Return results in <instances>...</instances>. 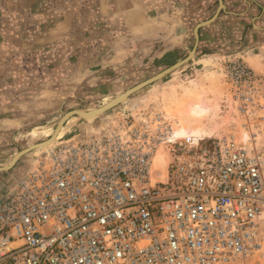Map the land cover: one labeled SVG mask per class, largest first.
I'll list each match as a JSON object with an SVG mask.
<instances>
[{"label":"built area","instance_id":"obj_1","mask_svg":"<svg viewBox=\"0 0 264 264\" xmlns=\"http://www.w3.org/2000/svg\"><path fill=\"white\" fill-rule=\"evenodd\" d=\"M229 69L237 100L261 98ZM172 133L161 107H121L36 155L0 201V264H261L264 146Z\"/></svg>","mask_w":264,"mask_h":264},{"label":"crops","instance_id":"obj_2","mask_svg":"<svg viewBox=\"0 0 264 264\" xmlns=\"http://www.w3.org/2000/svg\"><path fill=\"white\" fill-rule=\"evenodd\" d=\"M193 49L203 66L224 56L262 67L264 0H0V201L32 163L17 154L52 135L34 129ZM195 95L206 107L184 98ZM67 102L77 106L64 113Z\"/></svg>","mask_w":264,"mask_h":264},{"label":"rangeland","instance_id":"obj_3","mask_svg":"<svg viewBox=\"0 0 264 264\" xmlns=\"http://www.w3.org/2000/svg\"><path fill=\"white\" fill-rule=\"evenodd\" d=\"M181 58L184 59L185 57ZM191 60L192 59L176 71L166 75L161 80L136 92L130 96L127 102L120 103L117 107L111 109L105 114L93 119H85L82 121L77 116L70 117L66 120L64 125L60 126L58 129L55 137L56 141L54 142L53 140L52 145L54 144L53 146H55L82 132H89L91 128L98 126L106 117L115 114V112L121 107L143 110L158 109L161 107L165 111V108L169 106L171 107L178 100H181L184 97H190L194 93H198L203 104L208 108L207 109L203 106L206 109V113L207 111L208 113H205L201 120V126L209 132L207 136H221L231 133L235 135L239 142H242L241 133H246L247 139L253 137V139H255L254 143H256L258 147L264 146V85L262 87L261 98L249 102L245 100L239 101L235 97L237 88H235L229 76V67L233 62L247 64L255 74L262 77H264V65L257 68L253 65H249L242 58L228 60V58H225L224 56L210 59L209 64H205L204 66L193 63ZM163 70L165 69H160V71L149 70L144 72H134V74L129 77L130 79L127 84L121 86L115 94L120 95L127 89L153 77ZM249 89L250 88L248 87H244L243 92L247 93ZM115 94L112 95L113 98L115 97ZM145 94H150V97H148L147 100L143 98ZM109 101L105 100V98H100L94 103L100 107L103 104H107ZM68 103L69 105H66L64 113L77 106L76 103L67 102V104ZM85 105H90V102L83 101L79 106L83 107ZM241 106L246 108L248 112L250 111L251 114H242L240 112ZM58 119L57 116L55 120H51L49 122V127L44 126L43 128L34 129L30 136L33 138H40L41 136L42 140L45 139L46 136L52 134V131L55 128L54 125L57 123ZM85 125L87 126L86 128L84 127ZM41 152L42 150L40 151L37 148L36 150L31 151V161H33L36 155ZM155 163L157 167L163 166L162 157L158 156L155 159ZM254 263L255 262H252L251 264ZM261 264H264V257L261 260Z\"/></svg>","mask_w":264,"mask_h":264},{"label":"bare ground","instance_id":"obj_4","mask_svg":"<svg viewBox=\"0 0 264 264\" xmlns=\"http://www.w3.org/2000/svg\"><path fill=\"white\" fill-rule=\"evenodd\" d=\"M125 102H127V100L122 101V103ZM93 109L79 110V114L83 115V118H78L81 121L85 119L95 118L96 114L94 115ZM164 112L165 117L172 122V134L173 138L175 139L181 140L186 136H192L195 140H197L203 137H207V135L209 134V132L201 126V120L206 113V109L202 106L201 101L199 100V97L197 95L193 98H183L181 100H178L171 107L169 106L165 108ZM54 138L49 142L38 146L37 149L43 151L51 148L54 145H52L53 140L54 142L56 141V138ZM241 140H247L246 133H241Z\"/></svg>","mask_w":264,"mask_h":264},{"label":"water","instance_id":"obj_5","mask_svg":"<svg viewBox=\"0 0 264 264\" xmlns=\"http://www.w3.org/2000/svg\"><path fill=\"white\" fill-rule=\"evenodd\" d=\"M194 54H195V50H191L189 52V54L182 60H179L178 62H176L175 64H173L172 66H170L169 68H166L165 70L161 71L160 73L154 75L153 77L143 81V82H140L139 84L127 89L125 92H123L122 94L114 97L113 99H111L107 104H104L98 108H94V115L96 114V117L102 115V114H105L106 112L110 111L111 109L117 107L120 103H122V101L124 100H128L130 98V96H132L133 94H135L136 92L140 91L141 89H143L144 87L154 83V82H157L159 80H161L162 78H164L166 75L176 71L178 68L182 67L184 64H186L190 59H192L194 57ZM74 116H77V117H80V118H83L81 114H79V110H74V111H71V112H68L66 114H64L54 132L52 133V135L46 139L45 141L43 142H40V143H37V144H34L26 149H24L23 151H21L20 153L17 154V156L14 158V160H17L20 156H22L23 154H25L26 152H30V151H33V150H36V148H38V146L40 145H43L47 142H49L50 140H52L55 136H56V133L58 132V129L60 128V126H63L64 123L66 122V120H68V118L70 117H74Z\"/></svg>","mask_w":264,"mask_h":264}]
</instances>
